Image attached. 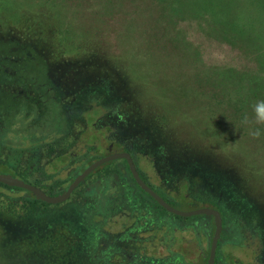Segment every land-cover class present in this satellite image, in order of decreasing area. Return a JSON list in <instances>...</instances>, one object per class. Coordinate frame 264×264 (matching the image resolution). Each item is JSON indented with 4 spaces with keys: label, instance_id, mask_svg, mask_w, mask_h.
Returning a JSON list of instances; mask_svg holds the SVG:
<instances>
[{
    "label": "rangeland",
    "instance_id": "rangeland-1",
    "mask_svg": "<svg viewBox=\"0 0 264 264\" xmlns=\"http://www.w3.org/2000/svg\"><path fill=\"white\" fill-rule=\"evenodd\" d=\"M204 28L195 18H172L158 0H0V67L18 66L26 85L54 89L38 120V96L13 115L7 111L16 102L6 104L0 87V173H12L4 167L30 179L39 173L57 195L115 141L137 156L155 183L158 161L166 195L182 199L174 201L180 210L191 209L185 194L213 206L215 195H228V264H264V128L253 138L240 124L251 105L264 100V84L228 80L247 65H255L256 75L246 73L254 78L256 59L264 58ZM38 150L47 154L36 157ZM123 163L109 161L88 180ZM81 189L51 204L0 184V264H83L72 237L62 229L46 232L48 225L68 222L61 217L79 221L82 215L70 205L83 202ZM164 213L168 226L182 224ZM213 231L210 225L209 237L202 236L206 258ZM234 238H244L252 250L233 244Z\"/></svg>",
    "mask_w": 264,
    "mask_h": 264
},
{
    "label": "flooded vegetation",
    "instance_id": "flooded-vegetation-1",
    "mask_svg": "<svg viewBox=\"0 0 264 264\" xmlns=\"http://www.w3.org/2000/svg\"><path fill=\"white\" fill-rule=\"evenodd\" d=\"M19 68L20 67L18 66L0 67V87L6 91L2 95L3 100L6 104L9 101L16 102L14 108L10 107L7 113H13V115L23 113L21 104L26 100L27 103H30L38 96L39 98L37 99V102H39L41 110H37L36 113L38 115L37 119H40L47 109L46 105L49 101L48 92L53 94L54 89H45V86L42 88L40 85H44L43 82L34 84V81H30L27 82L28 85H26V81H23L24 73L18 72ZM26 90H32V95H29L30 92H26ZM46 93H48V95H46ZM28 112L30 114V111ZM7 128H9V124L4 129V134L5 131H7ZM153 149L154 147L151 146V150ZM120 152H129L136 163L140 176L146 184L154 189L171 205L174 206V204H176L174 201H178V197L175 196L174 200H171L166 195L168 187L167 180L164 178V174L161 173L162 168L159 167L160 165L157 160L153 163L154 168L156 169L153 175L157 180V183H155L154 180L152 182L151 179H149L139 168L138 158L133 152H131V150H129V148H120L115 141H112L107 145L106 154L103 156ZM49 153L51 154V148H49L48 155H50ZM39 154L46 155L47 153L46 151L38 150L36 157H38ZM54 160L55 156H53L52 161ZM116 160L124 161L123 165L117 167L118 171L109 172L95 180H88L89 176L103 166L101 165L88 175L70 196V198H72L75 191L81 189L83 185H85L83 187L84 189H81V194L79 195L83 202H76V204L80 205L78 206L77 211L82 215L79 217L78 222H82V217L84 215L88 225L92 226L94 229L95 235L96 233L99 234L97 235V237H99L97 241V250L94 252L98 264H208L212 240L216 229L214 216L198 214L183 217L169 212L149 192L139 185L125 158H118L112 161ZM123 166H125V168ZM86 167L78 171L75 177ZM38 168H43V170H45L47 164L43 165L40 161ZM165 168L166 164L163 165V169ZM4 169L12 171V173L9 174L21 178L28 183L34 184L42 188L47 194L52 195L44 186L49 185L48 183H44L47 179H42L39 173L34 176L35 179H30L9 168L4 167ZM71 182H69V184ZM0 184L6 187L24 189L32 194L37 201H42L37 199L31 191L25 188L9 186L1 182ZM68 186L60 193L66 190ZM218 196L220 198H218ZM218 196H214V199H217L218 201L217 203H214V206L209 203L201 204L200 201H205V199L199 196V194L197 196L185 194L182 198L189 201V204H191L190 210L200 207H211L220 211L223 219V229L218 241L217 252L220 242L225 244L224 246H226V248L222 250L219 258L216 254L215 264H228V240H230L228 239V195L220 194ZM181 201L182 199L178 202L182 203ZM42 202L45 203V201ZM164 212L174 214L181 218L182 224L175 223L168 226V218ZM72 220L77 222L75 217H72ZM187 220H191L190 223H186ZM107 222H109V224L106 225ZM155 223H159V225H156ZM210 225L214 227V231L206 258L205 251H207V247H205L202 236L209 237ZM186 234H192V236L186 237ZM236 239L237 240L234 238L235 241L233 244L237 246L238 244L241 246L243 242H245L244 238ZM100 244H102L101 251L98 250ZM245 245L248 247L249 243L245 242ZM229 253L231 252L229 251Z\"/></svg>",
    "mask_w": 264,
    "mask_h": 264
},
{
    "label": "trees",
    "instance_id": "trees-1",
    "mask_svg": "<svg viewBox=\"0 0 264 264\" xmlns=\"http://www.w3.org/2000/svg\"><path fill=\"white\" fill-rule=\"evenodd\" d=\"M162 8L169 9L172 18H195L205 22L208 32L218 40H225L256 58H264V0H158ZM245 45L247 48H245ZM254 58V57H253ZM250 60H252L250 58ZM259 74L254 78L255 65H247L228 80H246L249 84L263 83L264 59H256ZM253 61V60H252ZM259 94V93H256ZM258 96V95H256ZM264 98V92L260 95Z\"/></svg>",
    "mask_w": 264,
    "mask_h": 264
},
{
    "label": "water",
    "instance_id": "water-1",
    "mask_svg": "<svg viewBox=\"0 0 264 264\" xmlns=\"http://www.w3.org/2000/svg\"><path fill=\"white\" fill-rule=\"evenodd\" d=\"M118 158H125L128 163L130 170L134 176V178L137 180L139 185L145 189L147 192H149L166 210L169 212H172L176 215L183 216V217H189L193 215L198 214H206V215H213L215 218V234L212 240V245L210 249V254L208 258V264H215L216 260V254H217V246L218 241L222 233L223 229V219L222 215L219 210L211 208V207H200L193 210H180L173 205H171L167 200H165L162 196H160L154 189H152L146 182L142 179L140 176V173L137 169L136 163L133 160L131 154L129 152H120V153H114L109 154L106 156H103L94 162H92L89 166H87L82 172H80L75 179L69 184L68 188L64 190L62 193L58 195H50L47 194L42 188L28 183L25 180L15 177L12 174L9 173H0V182L4 183L9 186H15V187H21L25 188L29 191H31L37 199L45 201L47 203L51 204H58L62 203L66 200H68L73 193V191L86 179L88 175H90L94 170H96L101 165L112 161L114 159Z\"/></svg>",
    "mask_w": 264,
    "mask_h": 264
},
{
    "label": "crops",
    "instance_id": "crops-1",
    "mask_svg": "<svg viewBox=\"0 0 264 264\" xmlns=\"http://www.w3.org/2000/svg\"><path fill=\"white\" fill-rule=\"evenodd\" d=\"M226 195V194H225ZM202 200V199H201ZM228 203H233L232 201H228ZM71 207L75 208L76 212H78V204H76L75 202H71ZM82 210H84L83 208H81ZM39 212H46L45 210L43 211H39ZM44 214V213H42ZM242 215V213H241ZM82 222H75L73 221L71 218L68 217H61L60 219H64V224L65 221H68L64 226H62V223L60 221H58L56 224L54 225H48L46 227V232H58V230L62 229V234L67 236V237H72L74 239L75 244H79L81 247V259H83V264H98V262L95 259L94 256V252L97 250V241L98 238L97 235H99L98 233L94 232V229L92 228V226L88 225L87 220H85V217L83 215L82 217ZM62 226V227H60ZM17 227H13V231L16 233H19V231L17 230ZM39 229V228H38ZM41 230V229H39ZM36 231L38 233L42 232L41 231ZM7 232H9L8 227H7ZM69 235V236H68ZM84 246V247H83ZM40 250V249H38ZM40 251H37V254L39 255V257L41 258L43 255L40 254ZM7 256V255H6ZM12 262V261H11ZM9 263V261H8ZM40 264H43L42 261H40ZM52 264H57V260L52 261ZM64 264H70L65 262Z\"/></svg>",
    "mask_w": 264,
    "mask_h": 264
},
{
    "label": "clouds",
    "instance_id": "clouds-1",
    "mask_svg": "<svg viewBox=\"0 0 264 264\" xmlns=\"http://www.w3.org/2000/svg\"><path fill=\"white\" fill-rule=\"evenodd\" d=\"M240 124L249 131L250 136L258 138L261 135V129L264 128V100L252 104L251 112L242 116Z\"/></svg>",
    "mask_w": 264,
    "mask_h": 264
}]
</instances>
